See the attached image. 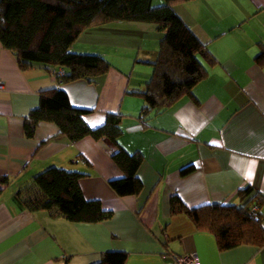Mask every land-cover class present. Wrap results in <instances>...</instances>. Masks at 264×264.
Here are the masks:
<instances>
[{
    "label": "crops",
    "instance_id": "obj_1",
    "mask_svg": "<svg viewBox=\"0 0 264 264\" xmlns=\"http://www.w3.org/2000/svg\"><path fill=\"white\" fill-rule=\"evenodd\" d=\"M174 7L217 63L207 65L194 97L152 114L145 125L139 118L145 101L134 92L145 89L158 58L164 34L156 24L111 21L85 29L71 50L100 54L111 64L94 82L61 83L60 68L23 70L0 40V264H95L107 251H126L125 264H167L171 254L194 255L200 264H264V245L221 250L212 233L170 208L174 194L190 207L241 204L239 190L247 186L264 194V62L258 61L264 0H189ZM55 87L75 107L93 109L85 116L91 127L109 112L124 114L119 145L143 155L139 194L119 196L112 188L123 172L108 140L73 142L48 121L33 137L25 135V117L40 92ZM49 167L85 173V197L100 200L112 217L72 222L56 210L27 209L17 192Z\"/></svg>",
    "mask_w": 264,
    "mask_h": 264
},
{
    "label": "trees",
    "instance_id": "obj_2",
    "mask_svg": "<svg viewBox=\"0 0 264 264\" xmlns=\"http://www.w3.org/2000/svg\"><path fill=\"white\" fill-rule=\"evenodd\" d=\"M189 0H0V40L15 53L19 66L29 69L43 66L48 70L63 69L57 78L61 83L79 79L90 82L111 68L100 54L74 52L72 45L87 28L111 21H135L156 24L163 32L153 73L144 90L139 118L144 125L151 115L161 113L183 97H194L193 90L208 75V66L216 58L193 29L175 10V4ZM264 62V53L258 57ZM93 109L75 107L62 87L40 92L37 107L24 120V132L33 137L43 121L54 122L59 134L77 142L86 136L106 139L116 149L114 163L123 177L110 184L119 196L137 195L143 188L138 169L143 161L140 152H128L119 145L123 134L122 112H109L98 127H91L85 116ZM189 166L182 170L190 172ZM79 171L49 167L34 177L33 186L17 192L27 209L56 210L72 222H101L112 217L100 200L85 197ZM8 177H3L6 183ZM241 204L214 203L190 207L174 194L170 199L171 214L186 213L199 230L212 233L221 250L242 244L264 245V194L247 186L239 190ZM126 251H107L95 264H125Z\"/></svg>",
    "mask_w": 264,
    "mask_h": 264
},
{
    "label": "built area",
    "instance_id": "obj_3",
    "mask_svg": "<svg viewBox=\"0 0 264 264\" xmlns=\"http://www.w3.org/2000/svg\"><path fill=\"white\" fill-rule=\"evenodd\" d=\"M64 70L59 69L56 74H63ZM4 85L0 82V88H3ZM167 264H200L196 256L194 255H180V254H171L170 259L167 261Z\"/></svg>",
    "mask_w": 264,
    "mask_h": 264
},
{
    "label": "rangeland",
    "instance_id": "obj_4",
    "mask_svg": "<svg viewBox=\"0 0 264 264\" xmlns=\"http://www.w3.org/2000/svg\"><path fill=\"white\" fill-rule=\"evenodd\" d=\"M162 3H164V0H153V5H155V6L160 5Z\"/></svg>",
    "mask_w": 264,
    "mask_h": 264
}]
</instances>
